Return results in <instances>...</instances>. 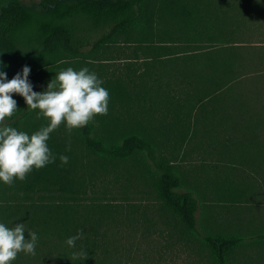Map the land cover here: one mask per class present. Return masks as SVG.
Segmentation results:
<instances>
[{
  "label": "trees",
  "instance_id": "1",
  "mask_svg": "<svg viewBox=\"0 0 264 264\" xmlns=\"http://www.w3.org/2000/svg\"><path fill=\"white\" fill-rule=\"evenodd\" d=\"M0 61L8 79L29 65L35 91L87 65L110 97L106 115L50 134L54 162L0 182V220L39 237L12 264H264V230L214 216L264 205V0H0ZM12 95L5 123H47ZM121 169L124 188L148 187L143 204L97 193Z\"/></svg>",
  "mask_w": 264,
  "mask_h": 264
},
{
  "label": "clouds",
  "instance_id": "2",
  "mask_svg": "<svg viewBox=\"0 0 264 264\" xmlns=\"http://www.w3.org/2000/svg\"><path fill=\"white\" fill-rule=\"evenodd\" d=\"M5 67L6 63L0 61V182L11 185L15 180H24L33 169L56 160L48 140L62 122L69 132L83 128L97 114L108 113L110 97L102 78L87 65L79 69L68 66L58 71L43 91L33 90L29 65H23L11 79L7 78ZM13 93L22 96L29 109H39L37 117L47 118V123L31 133L5 123L19 108ZM70 147L69 138L66 148ZM59 159L63 165L69 161V156L61 153ZM81 235V230H77L65 243L75 247ZM38 239V233L24 221L9 226L0 220V264H12L20 252L35 255Z\"/></svg>",
  "mask_w": 264,
  "mask_h": 264
},
{
  "label": "rangeland",
  "instance_id": "3",
  "mask_svg": "<svg viewBox=\"0 0 264 264\" xmlns=\"http://www.w3.org/2000/svg\"><path fill=\"white\" fill-rule=\"evenodd\" d=\"M29 1V0H26ZM257 33V32H256ZM254 40H257L259 36L255 33L252 34L251 36ZM257 38V39H256ZM196 149L193 150L191 153L193 154L192 156H187L184 157V161H186V167L189 166L187 165V162H198L197 156H195ZM182 159V158H181ZM121 168V167H120ZM242 171L239 170V173ZM262 176L264 175V171L261 172ZM234 176L238 175L237 172L233 173ZM245 175V173H241L240 176ZM258 177H260L258 175ZM137 179V178H136ZM133 179V183L130 184V187L124 188V184L128 182L127 180V174L125 173L124 169H121V175L119 176L118 182L112 183L109 180L112 181V176L111 174H108L103 183L101 185H98L96 187L97 193L104 194L108 197H113L116 199L118 202L121 203H126L129 201H134L136 203L140 202L143 204L147 198V195L145 194L143 189H147L148 187H145L142 185L140 182V185H137L135 183V180ZM98 183L100 181H97ZM103 191V192H102ZM124 196H127L126 199L122 198ZM111 198V199H113ZM152 200V195L149 197ZM147 201V200H146ZM149 203V202H148ZM264 204V202H263ZM216 217V222L215 223H231L232 225L236 224V228H242L243 231L249 232V231H263L264 230V205L260 206L258 204H248V203H243L242 206L238 208V210H233L232 213H227V212H222L221 214H214ZM213 220V217H212ZM215 221V220H214Z\"/></svg>",
  "mask_w": 264,
  "mask_h": 264
},
{
  "label": "water",
  "instance_id": "4",
  "mask_svg": "<svg viewBox=\"0 0 264 264\" xmlns=\"http://www.w3.org/2000/svg\"><path fill=\"white\" fill-rule=\"evenodd\" d=\"M40 4H41V3L38 1V2H37V5H40ZM51 6H52V5H51Z\"/></svg>",
  "mask_w": 264,
  "mask_h": 264
}]
</instances>
